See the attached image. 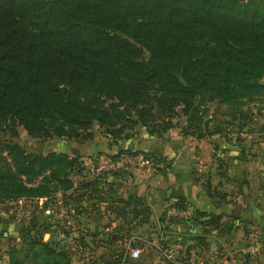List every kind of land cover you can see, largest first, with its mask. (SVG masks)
<instances>
[{"label":"trees","instance_id":"trees-1","mask_svg":"<svg viewBox=\"0 0 264 264\" xmlns=\"http://www.w3.org/2000/svg\"><path fill=\"white\" fill-rule=\"evenodd\" d=\"M263 89L264 0H0V129L9 136L20 126L31 136L90 139L94 121L115 141L137 123L160 137L178 116L182 134L211 135L222 128L208 129L214 110L207 102L239 106L237 121ZM85 174L78 155L29 152L0 138V202L43 196L48 206L56 194L94 193L100 176ZM125 206L111 210L146 222L147 209ZM189 219L203 231L221 224L218 214L192 210L182 219L189 233ZM123 222L107 235L110 242L122 237ZM36 227H20L26 247L19 256L7 249L8 264H65L64 252L41 240ZM202 238L193 234L186 251Z\"/></svg>","mask_w":264,"mask_h":264},{"label":"crops","instance_id":"crops-1","mask_svg":"<svg viewBox=\"0 0 264 264\" xmlns=\"http://www.w3.org/2000/svg\"><path fill=\"white\" fill-rule=\"evenodd\" d=\"M256 108L249 105L247 110L253 112ZM235 128L237 130L234 132L235 136L239 134L240 137L223 142L219 137L221 133L211 134V138L214 139L208 142L207 139H190L191 136L188 135L186 138L179 129L178 133L180 134L175 137L171 136L172 140L170 139L168 142L169 146L163 141H158L161 136H155V139H146L148 134L143 129L144 140L135 143L132 147L125 148L148 152L156 156H165L170 159L167 161L168 165L163 171H156V173L152 171L135 172L136 174L129 172L136 167L127 170L125 174L113 171L102 173L97 179L96 185L92 186L97 192L95 194L91 192L89 196H86V200H83V225L88 227L89 233L97 228L102 244L113 245L119 240L110 242L107 235L111 234L110 231L114 227L122 226L123 220L129 221L126 226L129 227L130 232L143 224L151 222L155 224L159 220V216L160 220L164 222L162 218L165 207L180 198L185 202V206L192 210L220 215L219 222L221 224L217 228H206L204 231L196 227L194 233H189L187 232L188 226L182 219L175 218L164 222L169 227V230L163 232L164 238L167 239L166 243L168 245L175 243L179 246L176 247L175 257H181V254L185 252L186 258L193 259L200 264H264V123H244L240 128L236 126ZM170 132L173 133L171 129L168 130V134ZM151 136L154 135H149V137ZM70 144V151H58L79 154V152L73 153L78 149L79 143L71 141ZM172 146L175 147L171 148ZM214 148L220 150L221 153L213 155ZM117 150H121V148H117ZM117 150L113 152H118ZM203 150H207L206 157H211L210 160L213 162L215 159L213 157H216L215 160L218 162V164H212L209 173L206 174L208 178L205 181L194 175L190 168L191 163L188 164L193 158L201 161ZM155 165L159 166V163ZM178 168L181 171L175 172ZM213 187L216 193H214ZM138 196L140 205L134 203V197ZM44 200L43 196L36 198V203L39 202L37 211H40L36 226L45 230L50 229L52 233L56 231L54 237L59 236L61 220L58 217L62 209L55 211V207L52 209L49 205H44ZM56 200L57 197L53 199V201ZM124 202L126 203L125 209H132L133 204H135V209L138 206L147 209L146 222L137 224L138 216L132 215L131 211L122 216L111 210L120 207ZM97 222L100 223L99 226ZM19 226L18 222L9 219L7 215L0 217V247L5 244L4 240L10 233L14 230L18 232L21 227ZM172 234L175 235V238L171 239ZM193 234L203 236L205 247L203 250H198L201 245L195 244L186 251L187 246L181 244L180 237L187 236L188 243L186 244L191 245ZM132 236L138 237L135 233ZM155 238H157L156 235L146 241L152 243L156 241ZM4 249L3 246V249L0 250V264L6 258ZM152 251H154L150 253L152 264H173L171 261L162 259L155 250ZM105 252L111 255L117 251L105 249ZM134 260L126 258L124 264H129Z\"/></svg>","mask_w":264,"mask_h":264},{"label":"rangeland","instance_id":"rangeland-1","mask_svg":"<svg viewBox=\"0 0 264 264\" xmlns=\"http://www.w3.org/2000/svg\"><path fill=\"white\" fill-rule=\"evenodd\" d=\"M261 92L263 93L261 95V98L258 96L253 98V103L248 104L246 103L245 106H242V109L244 111V114L241 115V117L237 118V121H241L244 123H252L255 122L256 124L264 123V89L259 91L258 94ZM256 94V95H258ZM259 94V95H260ZM256 100V101H255ZM207 105H209L210 110L213 111V117H209L210 121L206 123L208 129H210L212 126H214L216 123L222 128V134L219 136L221 142L227 141L228 139H232L234 137H240L239 134L235 136L234 134L236 130L234 124L236 125V120L235 118L238 116L236 113V109L239 108V106H236L235 104H229V103H221L217 102V100L214 98L212 101L207 102ZM251 105L252 107H257L253 112L250 111L248 114L247 112L249 110L248 107ZM261 109V110H259ZM233 113L234 117L233 118ZM237 115V116H236ZM253 115V118H252ZM219 120V122H217ZM235 120V122H234ZM173 121L176 122V124L173 127H170L171 131L170 134H168V130H165L162 135L160 140L158 141H163L164 144H167L168 146L170 145L168 142L170 139L172 140L171 136L179 135L178 133L179 129L182 127L185 128V121L184 117L178 116L174 117ZM143 126L140 124H135L131 126L130 128L126 129L125 131V137L122 140L115 141L109 134H106L104 129L102 127H99L96 122H92L90 125V130L92 132V137L90 139H82V138H76V139H71V138H62L58 137L55 135H49V136H42V135H29L23 130L20 126H16V135L15 136H9L8 133H6L4 130L0 129V138L12 141L14 143H17L20 145L22 148L29 152H34V153H43L48 150H71V141H75L76 143H79L78 149H76L75 152H79L78 155L84 165V168L86 170V177H99L101 174L96 175V176H91L89 175V163H87L89 158L94 157L95 155H98L100 153H106L110 155H114L115 153L118 152H123V153H131L132 151H126L125 149H132V148H125V147H132L135 143H140L141 140H144V134H143ZM200 132L203 133L202 128H200ZM181 131V130H180ZM179 131V132H180ZM186 134L184 135L186 138L188 136H191V138H201V139H207L208 142H210L212 139L210 134H203L201 136H196V134L199 132V130H192L191 128L187 129ZM192 133V134H190ZM188 135V136H186ZM155 139V136L149 137L146 136V139ZM174 139V138H173ZM236 140V139H235ZM155 142H158L157 140H154ZM175 146H172L173 148ZM117 148H121V150H117ZM118 151V152H113V151ZM206 151L203 150L201 152V161L198 159H191L188 164H190V168L193 172L194 175L198 176L200 179L203 181L206 180V174L209 173L210 167H212V164H218V162L215 160L217 159L216 157L214 159V162L210 160V158L206 157ZM140 152V151H138ZM133 153V152H132ZM221 151L217 150L214 148V154H220ZM210 156V155H209ZM151 159L150 156H147ZM164 161H170V159L163 157ZM193 165V166H192ZM220 165V164H219ZM189 166V165H188ZM221 168V166H219ZM133 167L130 166H119L116 168V170H112L113 172L117 173H124L131 169ZM187 168V167H185ZM164 169V166L159 164V166H155L154 162L151 160V162L148 165L142 166V167H136L133 170L129 171L130 173H142V172H154L156 171L160 172V170ZM171 170V169H170ZM175 170V169H174ZM111 171V172H112ZM181 171V169H176L175 172ZM136 174V173H135ZM71 179L73 181H77L79 178V175L73 174L71 175ZM96 189L94 194L96 193ZM90 195V193L87 194V192L84 193V196L81 194L76 195L74 199L72 197H63L61 199L58 198V194L55 195L57 197L56 201H50V208L56 209L59 211V217L58 219L61 220V223L59 224V236L56 235L54 237L55 233H52L50 229H38L35 232L37 236L40 235L41 240L46 241L49 240V243L55 244V247L60 249L61 251L64 252L65 255V264H124L126 262V259L121 261V254L124 253L125 247L123 245V239L127 238L128 236H131L132 234H136L138 237L134 238L135 242L132 243V245H135L139 248V256L135 258L134 262H131L129 264H152L151 262V256L150 253L154 252L150 246H148V243H146V239H150L152 237L157 236L156 241L160 244H164L165 246L168 245L167 239L164 238L165 236L163 235V232L166 230H169V227L167 223L165 224L162 220H159L155 223L152 224H143L140 225L137 229H134L133 232H130V229H127L126 224L123 226L122 229V237L119 239V242L106 246L102 244V242L99 240L98 234L90 236L89 234V229L88 227H85L83 225V211H84V201L86 200V196ZM55 197L53 199H55ZM56 202V203H54ZM39 205V202L36 203V199H23L19 198L16 200H7V201H2L0 202V217L2 215H7L9 219L15 220L18 222V225L21 227L24 226L25 224H30L32 225L30 233H33L34 227L37 224V219H39V214L40 211H37V206ZM67 205V207H66ZM98 207V206H97ZM96 208V207H94ZM54 211V210H53ZM98 215V213H97ZM57 217V216H56ZM163 219V218H162ZM175 219L174 217L171 218L168 221H171ZM99 221V220H98ZM167 221V222H168ZM17 224V223H16ZM97 225L99 226L100 223L97 222ZM19 226V227H20ZM93 229V228H92ZM95 231H98L97 228H94ZM22 230V229H21ZM15 231V232H14ZM12 233H10L6 239L4 240V252L6 253V250L12 249V252H14V255L19 256L22 254V249L26 247V242L22 240L21 236L18 237L17 230H14ZM93 232V230H91ZM138 231V232H134ZM162 235H160V233ZM52 233V234H51ZM97 233V232H96ZM132 233V234H131ZM159 233V234H158ZM197 233V232H196ZM1 234V233H0ZM34 234V235H35ZM95 234V233H94ZM90 236V237H89ZM160 237V238H158ZM187 236H182L180 237V242L183 244V246L187 245L188 243ZM175 238V235L172 234L171 239ZM159 239V240H157ZM161 239V240H160ZM173 243V242H171ZM167 244V245H166ZM201 247L198 248V250H203L204 244L201 243L199 244ZM3 246L0 247V250L3 249ZM186 247V246H185ZM105 249H110L111 251L115 250L117 251L116 253L107 254L105 252ZM6 258L3 263L8 264V257L7 254H5ZM162 260V259H158ZM2 263V264H3ZM165 264V263H164Z\"/></svg>","mask_w":264,"mask_h":264},{"label":"built area","instance_id":"built-area-1","mask_svg":"<svg viewBox=\"0 0 264 264\" xmlns=\"http://www.w3.org/2000/svg\"><path fill=\"white\" fill-rule=\"evenodd\" d=\"M151 162V159L145 156L142 152H129L123 153L118 152L114 155L100 153L95 155L92 158H89L87 163H89V175H99L105 172H110L116 170L121 165L130 166V167H142L148 165ZM192 212L190 207L179 208L174 205H167L164 209L163 220L166 222L171 218L183 219L187 218ZM134 238L132 235L123 239V245L125 247L124 253L121 254V261L126 258L135 259L139 256V248L134 243ZM148 245L154 249L162 259L173 262V264H200L196 263L193 259L186 258L184 252L181 254V257H175L177 251L176 247L179 246L175 243L165 246L158 242H147ZM183 256V257H182Z\"/></svg>","mask_w":264,"mask_h":264},{"label":"water","instance_id":"water-1","mask_svg":"<svg viewBox=\"0 0 264 264\" xmlns=\"http://www.w3.org/2000/svg\"><path fill=\"white\" fill-rule=\"evenodd\" d=\"M188 224L190 225V230H194L198 225L197 221L194 219H189Z\"/></svg>","mask_w":264,"mask_h":264}]
</instances>
